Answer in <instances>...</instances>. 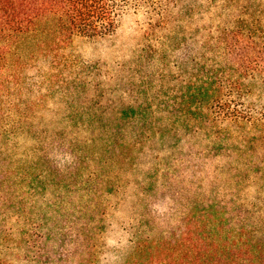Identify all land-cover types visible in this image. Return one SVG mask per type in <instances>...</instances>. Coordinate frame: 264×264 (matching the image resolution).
I'll return each mask as SVG.
<instances>
[{
	"label": "trees",
	"instance_id": "1",
	"mask_svg": "<svg viewBox=\"0 0 264 264\" xmlns=\"http://www.w3.org/2000/svg\"><path fill=\"white\" fill-rule=\"evenodd\" d=\"M168 1L0 0V241L22 261L97 264L108 210L132 203L120 264H264V109L244 83H264V26L215 38L174 99L128 97V79L110 114L48 118L22 96L18 50L42 19L103 38L132 10L166 26Z\"/></svg>",
	"mask_w": 264,
	"mask_h": 264
},
{
	"label": "rangeland",
	"instance_id": "2",
	"mask_svg": "<svg viewBox=\"0 0 264 264\" xmlns=\"http://www.w3.org/2000/svg\"><path fill=\"white\" fill-rule=\"evenodd\" d=\"M168 3L166 26L149 29L132 10L122 19L116 33L103 38L69 37L60 30L54 16L42 19L23 37L18 50L24 64L21 79L29 84L22 96L37 101L39 110L34 112L48 118L57 113L110 114L113 110L103 107L122 98L120 92L129 87L128 79L136 84L135 92L128 97L174 99L185 86V71L191 80L197 53L217 52L215 38L247 34L248 30H253L256 36L262 34L264 0H169ZM244 83L249 87L245 94L247 105H255L257 111L264 109V83L258 78H249ZM131 209L132 203H126L108 210L114 225L108 229L106 247L98 248L97 264H120L122 243L129 236L124 235L118 224L129 217ZM175 226L173 222L169 230ZM165 232L164 228L159 229V234ZM119 240L122 242L118 243ZM8 242L18 241L14 237ZM5 244L8 243L0 241V256L6 264H29L21 260V251L6 249ZM114 244L117 246L113 247ZM75 260L73 254L66 257V262Z\"/></svg>",
	"mask_w": 264,
	"mask_h": 264
}]
</instances>
